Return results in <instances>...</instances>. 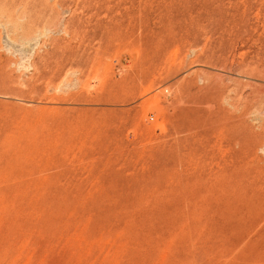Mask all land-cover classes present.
Instances as JSON below:
<instances>
[{
  "label": "rangeland",
  "instance_id": "obj_1",
  "mask_svg": "<svg viewBox=\"0 0 264 264\" xmlns=\"http://www.w3.org/2000/svg\"><path fill=\"white\" fill-rule=\"evenodd\" d=\"M0 264H264V0H0Z\"/></svg>",
  "mask_w": 264,
  "mask_h": 264
}]
</instances>
